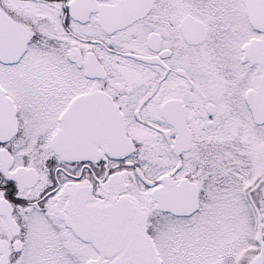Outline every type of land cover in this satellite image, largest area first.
Here are the masks:
<instances>
[{
  "label": "snow or ice",
  "instance_id": "obj_1",
  "mask_svg": "<svg viewBox=\"0 0 264 264\" xmlns=\"http://www.w3.org/2000/svg\"><path fill=\"white\" fill-rule=\"evenodd\" d=\"M0 264H264V0H0Z\"/></svg>",
  "mask_w": 264,
  "mask_h": 264
}]
</instances>
